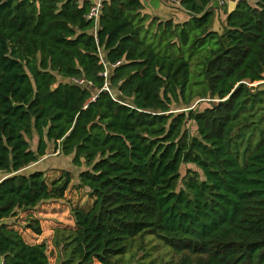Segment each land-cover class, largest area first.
<instances>
[{
  "label": "trees",
  "instance_id": "obj_1",
  "mask_svg": "<svg viewBox=\"0 0 264 264\" xmlns=\"http://www.w3.org/2000/svg\"><path fill=\"white\" fill-rule=\"evenodd\" d=\"M215 1L180 0L182 23L104 1L95 32L89 2L0 0L2 264H51L46 241L5 222L65 197L70 172L51 184L24 172L51 145L86 167L92 199L55 230L56 264H127L135 249L137 264H264V0H239L213 29ZM207 46L200 92L185 54ZM198 95L211 105L190 107ZM26 225L43 233L38 218ZM147 237L179 257L145 262Z\"/></svg>",
  "mask_w": 264,
  "mask_h": 264
},
{
  "label": "rangeland",
  "instance_id": "obj_2",
  "mask_svg": "<svg viewBox=\"0 0 264 264\" xmlns=\"http://www.w3.org/2000/svg\"><path fill=\"white\" fill-rule=\"evenodd\" d=\"M227 17V16H226ZM214 22V21H213ZM154 27L152 26L150 31L148 32V36L150 41H153L154 39L159 38L153 34ZM156 41H154L155 43ZM157 42V43H158ZM210 47H204L202 49H199L198 51L191 53L190 50H187L185 56L187 59H190L191 62V81L198 82V84H194L195 90H199L202 92V90H207V83L205 80V75L202 71V65L201 64V55H205L207 51H209ZM109 76V75H108ZM260 84V82H258ZM256 83L255 85H257ZM211 99L210 98H201L200 95L196 96L193 100L190 107L203 110L206 107H209L211 105ZM185 105H181L177 108L179 109H185ZM187 110V109H186ZM188 128L190 129V132L192 134L197 133V126L196 124L191 121L188 123ZM36 146V141H34V147ZM85 166L79 167L76 166L73 163V155L66 156L63 154H59V152H55L54 147L51 145L50 148L47 151V154L41 158L38 162L32 164L31 166L27 167L24 172L32 171V170H41L44 171L48 182L51 184L54 180L59 178L63 172H70L72 176V182L69 186V189L67 190L65 197L62 199H52L47 200L42 203H40L36 208L28 211H20L16 217L11 218V222L9 223L11 226L14 225L18 230L21 231L22 234L25 235V238L29 239L25 232L28 228L26 227L27 223L29 222V219L32 218H41L44 223H41L42 226H45V230L47 229L48 224H58L60 228H66L67 226L73 224L74 219L72 215L71 208L72 206H79L83 208H89L91 206L92 199L90 198V195L88 194V189L79 187V180H78V174L81 170L85 169ZM188 168H192L195 170H198V168L193 164H184L181 167V173L184 175L186 173V170ZM148 239L145 240V252H149L150 256L145 260V262H148L151 258L157 257L159 259L165 257H172L175 256V258H178L179 255H174L173 252L169 250L168 247H165L158 241L157 239L149 240L150 237H147ZM49 246V253H50V262L51 264H55L57 257L56 252L54 249L51 250V243H49L47 240ZM140 240L136 242L138 244ZM162 245V246H161ZM166 249V250H165ZM134 253L137 254V258L141 257L143 255V251H140L138 253V249L134 250ZM129 255V254H128ZM127 255V256H128ZM58 256V254H57ZM137 258L133 259L132 261L129 258H125L127 261V264H137ZM93 264H100L99 262L95 261Z\"/></svg>",
  "mask_w": 264,
  "mask_h": 264
},
{
  "label": "crops",
  "instance_id": "obj_3",
  "mask_svg": "<svg viewBox=\"0 0 264 264\" xmlns=\"http://www.w3.org/2000/svg\"><path fill=\"white\" fill-rule=\"evenodd\" d=\"M77 1L80 5H82L84 2H89L91 3V6L98 2L99 0H75ZM102 2L108 1V0H101ZM143 4V14H147L150 17H158L160 21H165L167 19H172L174 23H182L187 21L190 18V15L188 12H186L180 5V0H141ZM236 0H228V2L220 9H217L218 3L217 0L213 3V5L216 7V15L214 18V22L212 23V28L213 29H218L220 26L225 23L227 13L234 9L236 5ZM1 177V176H0ZM40 220V223H44V221L41 220V218L38 217ZM6 223H10L11 220L7 219L5 220ZM42 226V224H41ZM13 228L17 229L12 226ZM75 223L67 226L66 228H74ZM57 228H60V226L56 223L54 224H48L47 229L45 230V226H42L43 233L41 235H38L34 233L31 229H27L25 232L27 233L26 235L28 236L29 239L25 238V235H23L24 239L26 242L30 244H40L44 241H48L51 243V250L54 249L56 252V257H57V249L53 245V238L55 234V230ZM18 230V229H17ZM21 232L20 230H18ZM3 263V258L0 256V264ZM56 264V263H55Z\"/></svg>",
  "mask_w": 264,
  "mask_h": 264
},
{
  "label": "built area",
  "instance_id": "obj_4",
  "mask_svg": "<svg viewBox=\"0 0 264 264\" xmlns=\"http://www.w3.org/2000/svg\"><path fill=\"white\" fill-rule=\"evenodd\" d=\"M239 0H236V2H238ZM228 2V0H217L218 6L217 9L220 10L226 3ZM102 9H103V2L101 0H99L98 2L94 3L90 10L89 13L87 14L88 19H93L95 22V32L97 30V24L99 21V18L101 16L102 13ZM103 76H105L106 78H108V71L106 70L105 72L102 73ZM73 81L75 83L78 84H83L84 80H78V79H73ZM105 89L109 90L108 84H105Z\"/></svg>",
  "mask_w": 264,
  "mask_h": 264
}]
</instances>
